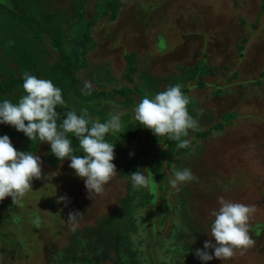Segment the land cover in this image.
Listing matches in <instances>:
<instances>
[{
	"label": "rangeland",
	"instance_id": "1",
	"mask_svg": "<svg viewBox=\"0 0 264 264\" xmlns=\"http://www.w3.org/2000/svg\"><path fill=\"white\" fill-rule=\"evenodd\" d=\"M77 1L23 4L55 15L52 33L72 47ZM82 1L83 21H95L77 72L84 98L54 77L51 37L15 29L5 9L0 81L29 75L17 45L52 98L113 136L142 127L120 155L73 145L62 120L37 137L25 88L0 94V264H264V0H121L114 21L99 16L110 0ZM202 61L208 71L183 83L179 111L173 89ZM124 87L129 105L97 96Z\"/></svg>",
	"mask_w": 264,
	"mask_h": 264
},
{
	"label": "trees",
	"instance_id": "2",
	"mask_svg": "<svg viewBox=\"0 0 264 264\" xmlns=\"http://www.w3.org/2000/svg\"><path fill=\"white\" fill-rule=\"evenodd\" d=\"M120 1L121 0L107 1L104 8L100 11L99 16L105 17L110 13L109 17L114 21L121 7ZM10 4L11 7H7L0 3V9H5L7 11L15 29L26 33L32 37V39L40 42L43 41L44 34H48L51 37V44L60 57V61L55 62L52 66L54 77L73 88L75 94L79 98H84L83 92L81 91V81L77 77V72L88 67L86 59L87 52L92 48L90 29L95 21H83V1L78 0L75 4L74 14L77 19L76 25L80 30L77 35L73 36L72 47L66 46L61 36L52 33L50 25L55 21V15H37V10H32L28 6H25L23 0H12ZM14 50L17 61L29 72V75L9 77L6 80L0 81V94L6 97L19 88H25L24 97L33 113V123L36 126L35 134L37 137L47 135L55 128L58 121L62 120L67 126L68 134L73 145L78 146L85 141H95L100 146L106 145L111 151H118L119 155L128 154V151L124 148L123 142L127 141L131 143L135 140L138 131L142 127L140 122L135 121L130 123L125 130L117 136L110 135L107 129H100L91 119L74 111L62 100H57L49 96L45 87L39 83L40 72L28 52L17 45L14 46ZM127 60L131 74L136 71V68L133 67L134 59L128 57ZM207 71V66L203 61L196 64L191 69L183 70L181 78L182 83L177 84V87L173 89L176 91L174 92L175 100L173 102V107L180 111V107L184 102L187 89L184 87L183 83L192 81L196 77L201 79ZM201 85H203V83ZM130 92H132V89L124 87L119 90L115 89L112 93L98 92L97 96L103 97L104 99L122 96L126 99L125 104L129 105V103H131V98L129 96ZM234 116L235 114H227L225 115V120L228 121ZM220 126L219 124L216 128ZM207 134V132H202L199 136L205 137ZM169 144L170 150H173L175 148L174 142L170 141ZM169 152L170 151L160 152L157 158L156 167L153 172L156 174V180L159 182L162 180L163 160L167 158L170 154ZM153 198L154 193L144 194L140 201L141 206L148 204Z\"/></svg>",
	"mask_w": 264,
	"mask_h": 264
}]
</instances>
